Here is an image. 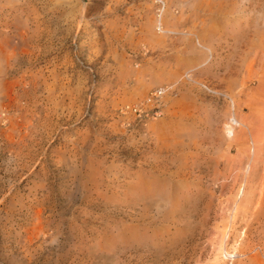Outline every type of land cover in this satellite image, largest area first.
Wrapping results in <instances>:
<instances>
[{"label": "rangeland", "instance_id": "rangeland-1", "mask_svg": "<svg viewBox=\"0 0 264 264\" xmlns=\"http://www.w3.org/2000/svg\"><path fill=\"white\" fill-rule=\"evenodd\" d=\"M0 112V264H264V0H0Z\"/></svg>", "mask_w": 264, "mask_h": 264}, {"label": "bare ground", "instance_id": "bare-ground-1", "mask_svg": "<svg viewBox=\"0 0 264 264\" xmlns=\"http://www.w3.org/2000/svg\"><path fill=\"white\" fill-rule=\"evenodd\" d=\"M9 47L11 48V46L9 45ZM14 51V50H13ZM257 60V59H256ZM258 65V64H257ZM255 67V66H254ZM251 74V73H250ZM249 74V75H250ZM251 77V76H250ZM249 77V78H250ZM252 79V78H251ZM7 86V85H6ZM245 86V85H244ZM2 87V86H1ZM59 89V88H58ZM2 93V92H1ZM163 91L162 90H156V91H154V92H152L151 93V96H150V101H154L155 99H159V98H163ZM7 97V96H6ZM2 99V98H1ZM124 108H126V110H128V111H133L134 110V107H132V106H130V105H126ZM249 109H251V108H249ZM250 111H252V110H250ZM6 114L5 113H3V112H0V122H4V121H6ZM24 126V125H23ZM25 128V127H24ZM21 129V128H20ZM243 131V130H242ZM238 254V253H237ZM239 255V254H238ZM244 256V255H243ZM241 257V256H240ZM235 258V257H234ZM239 258V257H238ZM236 259V258H235ZM254 259V258H253ZM257 261V260H256Z\"/></svg>", "mask_w": 264, "mask_h": 264}]
</instances>
